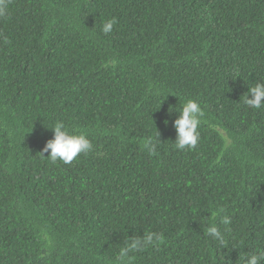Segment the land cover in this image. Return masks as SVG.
I'll use <instances>...</instances> for the list:
<instances>
[{
	"label": "trees",
	"instance_id": "trees-1",
	"mask_svg": "<svg viewBox=\"0 0 264 264\" xmlns=\"http://www.w3.org/2000/svg\"><path fill=\"white\" fill-rule=\"evenodd\" d=\"M6 12L0 264H119L149 232L161 241L131 264H246L264 250V108L244 104L264 83V0H7ZM187 99L204 111L200 139L178 150L169 111ZM57 121L93 150L52 163ZM224 216L220 245L206 228L223 231Z\"/></svg>",
	"mask_w": 264,
	"mask_h": 264
},
{
	"label": "clouds",
	"instance_id": "clouds-1",
	"mask_svg": "<svg viewBox=\"0 0 264 264\" xmlns=\"http://www.w3.org/2000/svg\"><path fill=\"white\" fill-rule=\"evenodd\" d=\"M6 11L7 0H0V19L6 16ZM116 23L117 21L115 18L106 20L101 25V31L104 34L111 33ZM113 63H115V61H113ZM198 79L201 80L206 87L212 84V78L203 71ZM248 93L251 95L249 96L248 94L244 100V104L247 107L256 110L264 108V83H256L248 89ZM181 104L182 107L169 111L171 113L175 110L179 113L173 121L176 130L174 147L178 150H184L185 148L194 149L200 139L198 128L202 122L204 111L201 105L193 99H187ZM49 128L53 130L54 138L46 142L43 152L48 153L46 157H48L52 163L55 164L59 161L64 164H70L80 154H88L93 150L92 142L88 139L87 135L82 133L69 134L63 122L57 121ZM159 140L158 133L155 139H149L145 142V148L149 155L155 154ZM220 223L225 226L223 231L215 223H210L206 228V235L210 236L220 245H223L225 242L224 234L228 230L227 226L230 225L231 220L229 217L224 216ZM161 239L162 237L155 232L146 233L142 237L131 238L126 241L124 246L119 250L117 256L119 264H131L130 253L154 246V244L159 243ZM245 260L246 264H264V250L249 254L245 257Z\"/></svg>",
	"mask_w": 264,
	"mask_h": 264
}]
</instances>
